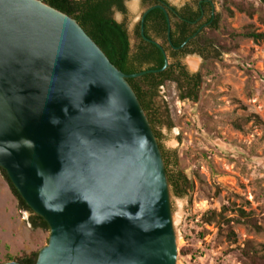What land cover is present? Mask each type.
Returning a JSON list of instances; mask_svg holds the SVG:
<instances>
[{
  "label": "water",
  "instance_id": "water-1",
  "mask_svg": "<svg viewBox=\"0 0 264 264\" xmlns=\"http://www.w3.org/2000/svg\"><path fill=\"white\" fill-rule=\"evenodd\" d=\"M157 9L170 36L164 6L141 36L165 66L128 76L73 18L0 0V170L50 228L36 264H178L162 151L128 83L170 67L145 35Z\"/></svg>",
  "mask_w": 264,
  "mask_h": 264
},
{
  "label": "rangeland",
  "instance_id": "rangeland-1",
  "mask_svg": "<svg viewBox=\"0 0 264 264\" xmlns=\"http://www.w3.org/2000/svg\"><path fill=\"white\" fill-rule=\"evenodd\" d=\"M167 1L180 8L192 0ZM243 1L257 9L252 18L231 4L215 2L221 17L218 30L206 28L207 37L228 51L217 47L206 58L193 55L184 60L191 73L203 76L199 102L181 101L173 83L156 99L162 145L177 151L180 170L192 185L189 197L172 194L171 199L178 264H244L242 250L248 247L264 254V42L238 37L246 28L264 33V6L258 0H235ZM126 7L127 14L114 10L112 18L125 25L135 49L146 9L142 0H130ZM239 209L252 213L262 230L234 221L233 240L224 225L221 231L218 222L209 224L206 218L216 212L238 220ZM30 219L0 170V264L48 245L50 233L34 231Z\"/></svg>",
  "mask_w": 264,
  "mask_h": 264
},
{
  "label": "trees",
  "instance_id": "trees-1",
  "mask_svg": "<svg viewBox=\"0 0 264 264\" xmlns=\"http://www.w3.org/2000/svg\"><path fill=\"white\" fill-rule=\"evenodd\" d=\"M48 4L55 10L73 18L78 22L86 34L104 52L110 62L125 75H135L150 70H160L165 66V57L162 51L141 36V22L137 29L139 39L135 49L132 48L131 38L125 25L119 24L112 18L114 10L122 14H127L126 2L130 0H40ZM205 0H194L192 5H187L182 9L174 8V12L168 11L171 19V34L169 36V24L164 11L157 9L152 11L145 21V35L148 39L159 43L165 50L170 60V67L159 74L146 75L138 79H130L128 83L134 90L141 107L148 116L154 134L158 140V145L162 151L166 172L171 188V192L178 198L189 197L192 185L188 177L180 170L179 157L177 151L168 150L162 145V136L157 131V126L162 124L161 113L155 99L159 96L160 90L169 83L177 85L179 99L198 103L203 89V76L201 73H191L184 65L185 58L193 55H200L204 58L212 50L219 47L220 50L228 51L226 48L207 37L206 28L213 31L218 30L221 17L212 13V6ZM231 4L235 9L252 18L257 9L243 1L235 0H212ZM264 6V0H258ZM167 0H142V5L149 10ZM231 15L232 11L227 10ZM203 13H207L210 24L202 26L204 21H199ZM238 37L251 39L256 43L264 42V33H258L251 28H246ZM190 40L187 44L186 42ZM186 44V45H185ZM237 129H242L236 124ZM10 189L19 203V208L23 212L31 214L30 223L34 231L42 230L50 233L48 224L36 215L22 199L18 191L13 187L7 174L1 170ZM240 218L238 220H227L223 214L210 212L206 218L208 223L218 222L217 226L222 231L223 225L226 227L228 237L235 240L236 234L232 228V222L246 225L257 232L262 230L257 219L252 213H246L239 209ZM225 229V228H224ZM39 251L25 254L20 258H9L6 263L18 262L20 264H36ZM183 256H189V252H182ZM245 259L244 264H264V254L254 248L248 247L242 250Z\"/></svg>",
  "mask_w": 264,
  "mask_h": 264
},
{
  "label": "flooded vegetation",
  "instance_id": "flooded-vegetation-1",
  "mask_svg": "<svg viewBox=\"0 0 264 264\" xmlns=\"http://www.w3.org/2000/svg\"><path fill=\"white\" fill-rule=\"evenodd\" d=\"M204 2H206V3H208V4H210V5L212 6V13H213V15L215 16V5H214L213 1H212V0H205ZM192 4H193V0L190 1V2H188V3H186L185 5H183V6L180 7V8L175 7V6H172V5L167 4V3H165V2H162V3H161V6L166 7L167 12H168V11H170V12H174V8L182 9V8L186 7L187 5H192ZM174 14L177 15L176 12H174ZM168 15H169V14H168ZM169 17H170V16H169ZM201 20L204 21V24H203V26H202V28H201V30H202L204 27H207V26H209V24H210L209 22H207V21H208L207 13H203L202 18L199 19L198 22H200ZM156 99H157V98H156ZM156 99H155V102H156Z\"/></svg>",
  "mask_w": 264,
  "mask_h": 264
}]
</instances>
